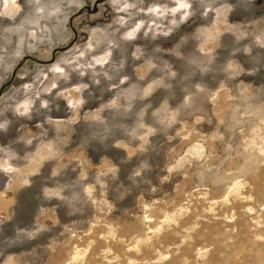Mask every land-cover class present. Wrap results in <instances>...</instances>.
Wrapping results in <instances>:
<instances>
[{"label":"rangeland","instance_id":"rangeland-1","mask_svg":"<svg viewBox=\"0 0 264 264\" xmlns=\"http://www.w3.org/2000/svg\"><path fill=\"white\" fill-rule=\"evenodd\" d=\"M0 0V264H264V0Z\"/></svg>","mask_w":264,"mask_h":264},{"label":"water","instance_id":"water-1","mask_svg":"<svg viewBox=\"0 0 264 264\" xmlns=\"http://www.w3.org/2000/svg\"><path fill=\"white\" fill-rule=\"evenodd\" d=\"M100 1H102V0H96V1H94V2L92 3V5H91V8H88V6H85V9H86L87 11L93 12V11L95 10L96 4H97L98 2H100Z\"/></svg>","mask_w":264,"mask_h":264}]
</instances>
